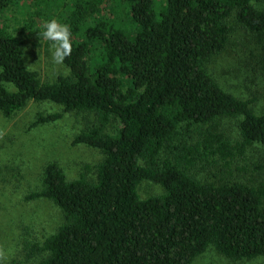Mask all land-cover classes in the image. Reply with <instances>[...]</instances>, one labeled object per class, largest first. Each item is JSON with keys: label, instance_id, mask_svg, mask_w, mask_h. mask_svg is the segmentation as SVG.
Segmentation results:
<instances>
[{"label": "trees", "instance_id": "obj_1", "mask_svg": "<svg viewBox=\"0 0 264 264\" xmlns=\"http://www.w3.org/2000/svg\"><path fill=\"white\" fill-rule=\"evenodd\" d=\"M262 5L0 0V112L10 117L31 101L88 112L73 142L102 152L94 172L75 179L57 162L45 165L28 198L49 199L62 219L33 245L35 264H192L210 247L264 260V110L255 108L264 96ZM53 18L70 25L72 51L69 73L50 80L27 66L13 24L39 38ZM238 29L255 45L246 62L257 89L248 96L209 68ZM227 118L238 138L225 133ZM144 181L160 193L143 198Z\"/></svg>", "mask_w": 264, "mask_h": 264}, {"label": "rangeland", "instance_id": "obj_2", "mask_svg": "<svg viewBox=\"0 0 264 264\" xmlns=\"http://www.w3.org/2000/svg\"><path fill=\"white\" fill-rule=\"evenodd\" d=\"M235 27L239 26L235 24ZM13 28L24 41L29 68L50 80L69 73L64 62L53 60L50 41L42 36L33 37L15 24ZM254 52L250 36L238 29L228 48L213 56L210 71L224 87L248 96L257 89L254 84L257 75L246 62L249 57H256ZM260 97L263 99L255 103V108L263 111L264 96ZM55 113L60 115L57 119L31 126L35 120ZM92 116L88 112L65 111L61 105L49 101H31L10 117L0 112V264H35L37 257L33 245L53 232L62 219L59 208L49 199L28 198L40 187V174L47 163L57 162L71 179L94 172L102 152L73 142L79 129L91 123ZM224 130L230 137L238 138L234 118L224 119ZM139 191L147 198L160 193L161 189L154 182L144 181ZM192 264H264V260H234L210 247Z\"/></svg>", "mask_w": 264, "mask_h": 264}, {"label": "clouds", "instance_id": "obj_3", "mask_svg": "<svg viewBox=\"0 0 264 264\" xmlns=\"http://www.w3.org/2000/svg\"><path fill=\"white\" fill-rule=\"evenodd\" d=\"M45 40L50 41L49 51L56 63H62L72 51L71 27L67 23L53 18L43 22L39 33Z\"/></svg>", "mask_w": 264, "mask_h": 264}]
</instances>
